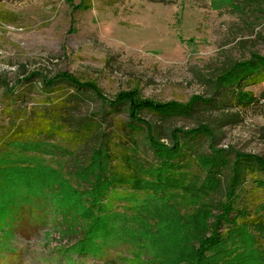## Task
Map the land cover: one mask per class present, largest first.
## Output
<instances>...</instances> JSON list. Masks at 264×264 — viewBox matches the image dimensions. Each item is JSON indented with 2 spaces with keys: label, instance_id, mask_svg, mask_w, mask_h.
Returning <instances> with one entry per match:
<instances>
[{
  "label": "rangeland",
  "instance_id": "obj_1",
  "mask_svg": "<svg viewBox=\"0 0 264 264\" xmlns=\"http://www.w3.org/2000/svg\"><path fill=\"white\" fill-rule=\"evenodd\" d=\"M256 57L264 58V0H0V75L15 93L11 97L0 84V141L39 138L44 111L65 107V91L46 94L38 81L19 84L35 72L95 83L109 100L126 92L137 102L176 104L182 112L196 97L210 98L209 83H216L228 64ZM247 91L259 102L229 112L240 116L239 123L222 127L219 113L205 111L176 115L163 124L167 133L199 123L218 124V151L210 149L205 136L197 137L192 143L203 154L187 158L177 171L185 175L183 185L150 196L134 195L127 204L115 200L110 208L116 214L108 234L110 255L82 264H184L195 238L221 214H208L219 185L213 200L223 205L229 190L235 189V209H244L248 223H261L251 224L246 233L258 241L251 264H264V189L257 183L264 174L248 158L241 161L244 171L235 183L231 171L224 173L237 153L264 158V78ZM100 105L91 104L83 114L97 113ZM141 116L150 123L159 119L146 110ZM128 122V114L121 113L108 122L113 133L109 153L117 156L118 171L136 173L152 159L139 144L144 132L128 129ZM29 126L37 128L32 135ZM53 137L39 138L46 142L37 150H0V156L14 154L26 165L41 167L47 179L44 227L30 240H9L19 251L13 256L0 250V264H73L79 258L76 242L95 214L87 207L91 196L82 194L72 176L76 156L71 143L64 135ZM123 156L133 163H125ZM98 168L95 159L78 174L79 180L90 178ZM230 226L224 224L219 232L226 233Z\"/></svg>",
  "mask_w": 264,
  "mask_h": 264
},
{
  "label": "trees",
  "instance_id": "obj_2",
  "mask_svg": "<svg viewBox=\"0 0 264 264\" xmlns=\"http://www.w3.org/2000/svg\"><path fill=\"white\" fill-rule=\"evenodd\" d=\"M263 78L264 58L256 57L245 63L231 62L216 78V83H209L210 98L196 97L184 108L183 113L182 108L176 104L164 106L152 104L149 101L137 102L135 96L126 92L119 93L113 100H109L97 84L80 81L72 75L57 74L53 78H48L43 73L35 72L20 81L19 84L31 85L32 82L38 81L41 90L46 94L65 91V107L55 113L44 111L42 116L45 121L39 125L38 134H40L39 138L47 135L51 139L55 138L53 137L55 134L66 136L76 156V161L73 162L76 164L74 167L76 169L72 171V176L80 185L82 194L91 196L87 207L93 211L95 219L83 228L81 237L76 242L75 253L79 258L73 264H82L88 260L100 262L102 256L110 255L109 250L112 245L108 234L112 218L116 215L110 208L115 200L124 201L127 204L132 202L134 195L150 196V192H161L177 187L179 184L183 185L185 175H177V171L186 166L187 158H198L203 154L196 150L192 143L197 137L205 136L211 144L210 149L217 152L218 150L215 149L217 125L225 127L239 123L240 116L229 114V112L239 108L247 109L253 104H258L259 100L254 93L248 92L247 88ZM0 84L12 93L11 97L15 95L14 90L9 89L7 80L1 75ZM97 101L101 103L97 113L83 114L84 109ZM144 110L158 114L159 119L154 123L147 122L141 116ZM205 111L220 114L217 125L199 123L193 129L174 128L169 133L164 132L163 124H168L171 117L182 114L194 115ZM119 113L128 114V129L144 132L139 144L147 150L152 159L148 167H143L136 173L118 171L120 167L114 164V161H118L117 156L109 153L113 133L110 132L111 127L108 122L111 118L115 119V115ZM33 129L37 130L29 126L28 133L31 132L32 135ZM39 138L33 140L27 137L23 140L19 136L10 142L1 140L0 150L11 147H32L37 150L46 142V139ZM246 158L251 159L254 169L264 174L263 157L237 153L232 168L228 165L224 171V173L232 172L233 183L239 180L243 170L241 161ZM95 159L98 160L99 168L90 178L80 181L78 174L90 166ZM123 159L125 163L130 165L133 163L128 156L125 158L123 156ZM40 168L36 165H26L23 158L14 154L5 153L0 156V233H2L0 250L13 256L19 250L13 247L9 240L16 239L18 236L30 240L44 227L47 217L45 207L47 183L43 181L47 179L42 175L43 171ZM146 169L149 172L147 175L144 173ZM257 183L264 189V180ZM126 188H129L131 192H119ZM214 190L210 198L211 208L208 214L213 210L221 214L214 217L211 228L209 226L208 230L195 238L184 264H251L258 241H253L246 230L253 225L261 226V223H251L253 224L251 225L245 219L244 209H235L233 206V198L236 197L235 189L229 190L227 202L223 205L213 200L221 190L220 185ZM228 223L231 224L228 231L220 233L221 227Z\"/></svg>",
  "mask_w": 264,
  "mask_h": 264
}]
</instances>
